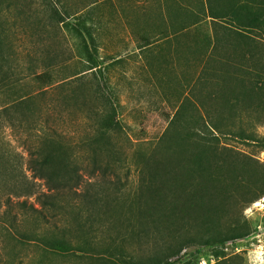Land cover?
<instances>
[{
	"label": "rangeland",
	"instance_id": "obj_1",
	"mask_svg": "<svg viewBox=\"0 0 264 264\" xmlns=\"http://www.w3.org/2000/svg\"><path fill=\"white\" fill-rule=\"evenodd\" d=\"M3 106L1 188L17 150L51 192L30 146L117 185L48 220L5 189L0 264H264V0H0Z\"/></svg>",
	"mask_w": 264,
	"mask_h": 264
},
{
	"label": "trees",
	"instance_id": "obj_2",
	"mask_svg": "<svg viewBox=\"0 0 264 264\" xmlns=\"http://www.w3.org/2000/svg\"><path fill=\"white\" fill-rule=\"evenodd\" d=\"M10 125H13L10 108L7 106L0 107V127ZM209 126L215 128L212 124H209ZM244 139L259 143L260 147L264 148V136L256 138L247 134ZM10 154L14 158V163L11 161L6 168H8V173L12 172V177L5 181L3 188L0 187V194L7 189L8 195L17 197L24 196L26 198L35 195L39 208L32 203H27L25 198L16 203L19 206L28 207L30 210L40 213V216L44 217L45 220H48L46 213L57 204L60 198L72 200L76 206L89 208L95 201L94 191L97 187L103 184H111L112 187L117 185L116 178L107 179V174L112 173L108 166L95 159H92L91 166L86 170L88 178L86 182H84L80 164H70L65 174L58 176L52 167V155L50 153L44 154L40 147L31 148L30 146L25 160L26 169L34 178L43 179L47 185V190L51 191L50 193H38L35 190L34 182L28 179L26 171L23 169V153L16 150L15 152H10ZM156 174L159 176L157 169ZM0 202L2 203V201ZM5 203L7 209L5 208L2 211L0 219L5 217L6 213L9 212L8 209L13 205L9 198L5 200ZM15 219L16 216L13 215L11 220L14 221Z\"/></svg>",
	"mask_w": 264,
	"mask_h": 264
}]
</instances>
